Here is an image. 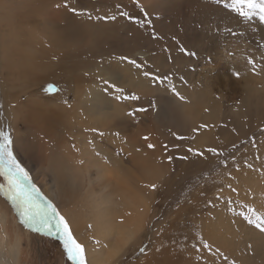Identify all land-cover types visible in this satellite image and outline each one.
Returning <instances> with one entry per match:
<instances>
[{
  "label": "rangeland",
  "instance_id": "rangeland-1",
  "mask_svg": "<svg viewBox=\"0 0 264 264\" xmlns=\"http://www.w3.org/2000/svg\"><path fill=\"white\" fill-rule=\"evenodd\" d=\"M38 1L49 4L48 16L43 17L42 6L29 5L20 19L21 26L28 23L25 29L33 33L31 41L44 42L46 52L42 54L40 50L39 56L48 55L47 60H51L49 63L54 68L45 72L35 70L32 75L24 71L5 72L0 79L8 94L0 97V132L12 137L13 155L41 195L51 199L44 192L41 179L50 181L53 174L48 166H37L38 162L30 161L33 157L28 154L33 150L28 146L38 135L34 133V123L43 128L39 116L58 112L53 109L57 103L60 106L73 103L78 90L91 84L95 77L104 89L103 82L109 73L114 79L112 84L124 90L119 93L121 96L136 94L140 98L118 101L117 92L108 88L112 93L108 92L112 110L120 106L117 115H125L129 120L120 125L123 118H116L114 131L109 135L123 146H127L129 138L133 141L139 136L144 156L152 159L153 167L161 165L162 170L157 169L163 175L153 192V206L145 236L140 241L143 245L139 249L130 247L121 264H140L143 257H153V245L157 254L161 248L172 249L176 264H188V261L189 264H264V232L256 227L264 223V48L261 47L264 24L258 19L244 21L238 17L225 6L231 0ZM66 10L72 12L73 24L82 22L87 35L96 28L111 33V45L99 40L93 43L99 45L91 44L87 53L70 54L65 60L64 51L51 42L52 28L48 26L50 32L47 26L40 27L37 23L41 19L45 24L48 17L56 19L52 17L58 11L62 16ZM145 14L151 21L150 27L136 23ZM181 48L194 55H184ZM122 56L135 59L142 66L136 68L122 61ZM249 58L254 59L258 74H253L247 66ZM234 71L241 73L239 79L233 75ZM146 72L158 77L166 75L167 79L163 85L155 86V81L145 76ZM10 73L16 77L9 79ZM171 84L186 98L185 102L172 94ZM51 85L59 89L55 95L44 91ZM12 96L20 99L30 112L23 119L14 117L10 125L8 108L20 110L11 105ZM36 101L44 102L45 106L37 105L36 111L33 106ZM101 106L102 110L108 109ZM138 108L146 111H135ZM179 109L190 120L189 125L168 122L167 116H178ZM119 126L122 133L116 132ZM173 133L186 139L178 140ZM15 135L23 137L17 140L20 151ZM55 136L59 138L62 133L56 131ZM75 144L70 141L73 149ZM190 147L204 154L196 156L188 151ZM209 148L218 154L207 151ZM73 149L69 153L71 158ZM118 152L125 153L122 149ZM181 156L186 159H179ZM85 177L89 179L86 172ZM0 184H6L3 176ZM53 202L68 221L75 240L84 248L86 264H92L88 247L95 239L87 237L82 230L76 231L83 227L80 213L74 204L61 207ZM205 244L210 247L205 248ZM0 253L10 264H70L58 239L34 234L19 223L18 213L3 192H0Z\"/></svg>",
  "mask_w": 264,
  "mask_h": 264
},
{
  "label": "bare ground",
  "instance_id": "bare-ground-1",
  "mask_svg": "<svg viewBox=\"0 0 264 264\" xmlns=\"http://www.w3.org/2000/svg\"><path fill=\"white\" fill-rule=\"evenodd\" d=\"M30 6L35 8L42 6L40 10L45 11L43 17L48 16V9H51V7L48 8L49 4L43 5L38 0H33ZM60 14L59 11L55 15L53 14L52 18L56 17V19L51 20L48 17L46 21L49 23L44 24L43 20L41 23V19H39L37 24L40 27L46 28V26H49L52 28L53 33L51 35L53 39L51 42L64 51L65 60L70 54L77 55V52H79L81 55L87 53L91 44L97 43L99 40H102L101 42L106 41L107 45L109 44L111 33L103 31L104 29L97 30L94 27L95 31L87 35L85 32L87 29H83L82 22L72 23V12L66 10L62 16ZM30 15H33V13ZM59 15L60 18L57 17ZM62 21L64 27H61ZM22 23L19 21L18 25L21 33L19 35L12 34L6 38L3 41L2 50H0V56L5 58L4 66L9 67L10 70L23 57L24 54L19 49L24 44L31 47L38 45V52L40 50L43 51L42 54L46 52L43 49L45 47L43 41L32 43L33 33L30 30L28 33L25 29V25L29 27L28 23L21 26ZM35 27L37 26L35 25ZM52 30L50 29V32ZM20 36L26 37V41H22ZM97 45L99 44H93L92 46ZM97 49L100 50L101 48ZM47 58L48 55L46 54L44 57L39 56L32 67L24 72L32 75L35 70L45 72L53 69L54 66L49 63L51 60H47ZM99 68L95 67L94 69ZM21 75L24 74L21 73ZM15 77L14 73L8 75L9 79ZM105 78L110 84L114 82L109 73L106 74ZM2 82L0 79V97L1 94H4L3 97H5L8 92L6 85ZM8 85L10 84L8 83ZM262 87L264 88V86ZM105 88L99 86L98 79L95 77L91 84L88 83L84 89L78 90V97L73 103L64 106L57 103L55 104L56 107L53 106V109L58 112L39 116L44 126L43 128L37 127L34 123V133L38 135L35 140L30 141L28 147L30 151H33L28 155L33 157V160L30 159L31 162H38L37 166L44 164L51 169L53 178L50 181L41 179L44 192L61 207L74 204L75 209L80 213L83 227L82 229L78 227L76 231L81 232L82 230L84 234H88L87 237L95 239V243L88 247L91 263L115 264V259L121 264L123 263L122 259L127 257L126 251H130L134 247L139 249L143 245L140 241L145 236L146 222L154 202L152 186L155 185L156 187L162 180L163 175L157 169L162 170L161 165L156 164L157 168L153 167L150 163L152 159L148 160L144 156L145 152L139 136L137 140L133 141L129 138L127 146H123L118 139L109 135L110 131H114L116 118H123L120 125L129 123V120L126 119L125 115H117V112H121L120 106L117 105L116 110H112V100L108 93L110 91ZM21 90L23 89L21 88ZM12 97L11 105L13 108L19 107L20 110L18 112V110L14 111L11 107L8 108L7 114L11 119L10 125H12L14 117L23 119L30 112L29 109L26 110L28 107L20 99H17L16 96ZM117 100L119 101V99ZM40 104L45 106V103L41 101L33 103L36 111V106ZM101 105L108 107V109L102 110ZM16 112L18 113L16 114ZM167 120L170 125H175L177 122L178 124H190V120L181 109L178 110V116L170 114V116H167ZM56 131H60L62 136L57 138L55 136ZM121 131L122 127L118 128L116 132ZM21 138L23 137L15 135L16 143ZM170 138L173 139L171 136ZM37 140H39L38 143H36ZM71 140L76 142L75 149L70 145ZM17 148L18 151L22 150L19 143H17ZM72 149L71 158L69 153ZM121 149L125 153L118 152ZM25 154L27 153L25 152ZM85 172L89 176L88 180L85 177ZM218 227L221 228L220 223ZM154 248L153 245L151 247L153 257H143L140 264H176L177 257L172 253V249L161 248L157 254L155 252L158 250ZM162 254L167 255L161 258L159 255ZM15 261H17L16 258ZM0 264H10V262L4 260L1 253Z\"/></svg>",
  "mask_w": 264,
  "mask_h": 264
},
{
  "label": "snow or ice",
  "instance_id": "snow-or-ice-1",
  "mask_svg": "<svg viewBox=\"0 0 264 264\" xmlns=\"http://www.w3.org/2000/svg\"><path fill=\"white\" fill-rule=\"evenodd\" d=\"M225 6L230 8L244 21L258 19L261 24H264V0H231V3ZM124 15L127 16L126 13ZM112 19L114 20L115 16H113ZM145 21H147V23H145ZM136 23L144 27L151 26V21L147 20L146 14L143 20L136 21ZM261 47L264 48V45H261ZM180 51L186 56L194 55V53L188 51L186 48H181ZM121 60L136 68L142 66L137 63L135 59H130L127 56H122ZM246 64L250 66V70L253 74L259 73L254 59H247ZM233 75L235 78L239 79L241 73L234 71ZM145 76L155 81V86L163 85L167 79L166 75L164 77H158L152 76L147 72ZM103 83L106 89L110 88L117 92V99H130L132 101H138L140 99L136 94L121 96L119 93H122L124 91L123 89H117V85L110 84L107 80ZM44 91L48 95H55L59 89L51 85L45 88ZM170 91L177 99L185 102L186 98L176 90L174 84H171ZM153 106L155 105L153 104ZM135 111L142 112L146 111V109L138 108ZM132 114L134 113H130V115ZM200 127L204 128L206 126L201 125ZM173 135H176L178 140L186 139L183 135H177L176 133H173ZM145 139H147V137H145ZM12 144V137L9 134L0 132V176H3L6 181V184H0V192L4 193L7 200L10 201L11 206L18 213L19 223L24 226L26 230L34 234L52 238L53 240L58 239L70 264H86L84 248L73 237L68 221L61 215L58 206L52 199H45L44 196L41 195L40 190L33 183L29 173L17 161L16 156L13 155ZM149 147L151 148L153 145L150 144ZM165 147L167 148V145H165ZM188 151L193 152L196 156L204 154L202 152H194L191 147L188 148ZM207 151L218 154L213 148H209ZM179 159H186V157L181 156ZM169 161H171V157H169ZM152 187L153 190H155V185ZM248 223L251 224L252 220L249 219ZM256 227L261 232H264V223H258ZM204 247L209 248L210 246L205 244ZM143 251L144 249L142 248L141 252Z\"/></svg>",
  "mask_w": 264,
  "mask_h": 264
},
{
  "label": "clouds",
  "instance_id": "clouds-1",
  "mask_svg": "<svg viewBox=\"0 0 264 264\" xmlns=\"http://www.w3.org/2000/svg\"><path fill=\"white\" fill-rule=\"evenodd\" d=\"M32 2L33 0H0V50H2L3 41L9 35H19V21ZM20 39L26 41L27 38L20 36ZM37 49L38 45L31 47L30 45L24 44L19 49L24 55L11 70L17 72L29 70L40 55ZM4 63L5 58L0 56V78L4 76L5 72L10 70L9 67L4 66Z\"/></svg>",
  "mask_w": 264,
  "mask_h": 264
}]
</instances>
